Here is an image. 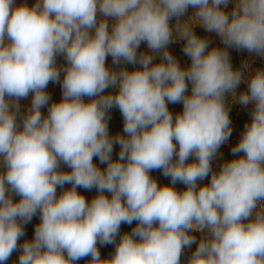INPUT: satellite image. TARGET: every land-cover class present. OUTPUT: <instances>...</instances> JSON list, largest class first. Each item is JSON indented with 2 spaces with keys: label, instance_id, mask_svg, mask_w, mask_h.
<instances>
[{
  "label": "clouds",
  "instance_id": "clouds-1",
  "mask_svg": "<svg viewBox=\"0 0 264 264\" xmlns=\"http://www.w3.org/2000/svg\"><path fill=\"white\" fill-rule=\"evenodd\" d=\"M181 41L184 66L169 51ZM229 49L264 59V0H0V264L17 251L18 264H181L193 244L187 264H264V68H234ZM232 104L251 119L214 171ZM114 108L122 134L109 131ZM98 243L115 245L110 258Z\"/></svg>",
  "mask_w": 264,
  "mask_h": 264
},
{
  "label": "rangeland",
  "instance_id": "rangeland-1",
  "mask_svg": "<svg viewBox=\"0 0 264 264\" xmlns=\"http://www.w3.org/2000/svg\"><path fill=\"white\" fill-rule=\"evenodd\" d=\"M27 3L29 6H31L35 0H16V4L20 5L22 3ZM232 4L230 3L228 5V9L227 10H231ZM194 12L193 9H189L188 14L187 15H191ZM187 18V16L185 17ZM172 23L174 24L175 21L173 20ZM195 32L198 36L207 38L211 41L210 47H224L220 38L214 34V33H206L202 28L200 27H196L195 28ZM182 47H183V42H179V43H174L171 44L169 46V51L178 59V61L180 62L181 66H184L185 64L190 63V60L188 57H186L183 52H182ZM139 51H147L146 45L145 44H141V47L139 49ZM229 54L231 57V62L234 68H240L242 66L243 62H248L251 66L250 70H255L257 68H264V59L260 58V57H255L250 55L247 51H237L235 49H229ZM156 62H159V58H157ZM57 65L58 66H62L65 65V61L64 58L62 56L57 58ZM106 65L108 67H112V61H111V57H108L106 60ZM121 66H125V65H121ZM126 67L131 71L133 70V66L132 65H126ZM247 72H245V80L247 79ZM63 77V73H61V79ZM247 90V83H241V85L238 87L237 89V95H239L240 92L242 91H246ZM46 91L49 93V95L51 96V102H58L61 100L62 98V89H61V85L59 83H50L46 89ZM107 91H112V90H106V94ZM88 98H85V100L87 101ZM21 104V108L26 109L27 107L30 106L31 104V95L24 100L20 101ZM251 105L248 106L247 108H245L242 105L239 104H232L231 105V110H230V119L232 122V135L229 138V140L221 146V148L219 149V152L222 154V159L218 156L216 160L213 161L212 163V167L214 171H218L219 166L221 163H223L226 160H231L233 159V156L231 154V147H233L236 143H238L240 136L242 134V132L244 131V125L245 123H249L250 122V112H251ZM169 110L173 113V115L175 116L176 113L182 112V104H177V105H172L169 104ZM42 112L46 115L47 114V107L42 109ZM110 116L111 119L109 121V131L110 134L115 135L117 133H121L123 132V118L119 112L118 109H112L110 112ZM118 153H119V145H114V151H113V159H118ZM94 163L97 164L98 167H100L102 170L106 167L105 164H100L98 159L94 158ZM61 170L64 171H69L70 169H68L66 166L61 165ZM150 175L157 180L159 185H166V184H170V178L165 177L162 174V171L160 170H154L150 173ZM210 180V177L205 180V181H201L199 183L201 184H207ZM176 189L178 191H183L185 189V185L177 183L175 185ZM70 188V185H65V189ZM61 189H57V194L59 195V193L61 192ZM78 192H80L81 194H83L85 196V198L90 202L91 199L96 196L98 193L95 189L88 191L82 188H78L77 189ZM106 195H109L108 193H106ZM14 200H18L19 197L18 196H14L13 197ZM40 222L39 220V215L37 214L36 216L33 217L31 223H28L24 226V230H25V236L21 237L20 241L18 243L22 244L25 240H32L34 238V229L35 226ZM136 226V222H133L132 225H127V224H122L121 228H120V235H123L124 233H130L132 228ZM196 238H197V242H199L200 238H201V234L200 233H193ZM119 240V236L117 237V241ZM99 251H100V255L102 259H107L110 258L111 255L114 253L115 251V245H103L101 246L99 243L97 245ZM197 247V244H193L191 246V248H187L184 250V253L181 257V264H187L188 259L190 258L192 252L195 251V248ZM19 255L20 252H14L11 256V258L6 262V264H18V260H19ZM90 260V257L82 259L80 261L77 262V264H88Z\"/></svg>",
  "mask_w": 264,
  "mask_h": 264
}]
</instances>
